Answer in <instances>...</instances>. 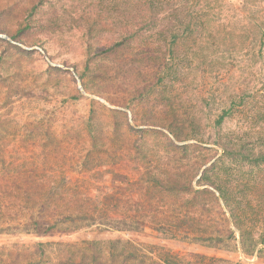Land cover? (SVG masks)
Returning <instances> with one entry per match:
<instances>
[{
	"label": "rangeland",
	"instance_id": "obj_1",
	"mask_svg": "<svg viewBox=\"0 0 264 264\" xmlns=\"http://www.w3.org/2000/svg\"><path fill=\"white\" fill-rule=\"evenodd\" d=\"M46 1L31 14L39 0H0V264H117L124 250L144 264H264V246L243 252L219 192L197 184L213 163L247 182L248 226L264 234V167L240 173L217 144L264 143V0H165L198 21L172 42L144 27L147 0ZM192 178L198 193L168 190ZM52 186L64 197L50 223L72 206L129 231L30 232Z\"/></svg>",
	"mask_w": 264,
	"mask_h": 264
},
{
	"label": "trees",
	"instance_id": "obj_2",
	"mask_svg": "<svg viewBox=\"0 0 264 264\" xmlns=\"http://www.w3.org/2000/svg\"><path fill=\"white\" fill-rule=\"evenodd\" d=\"M44 2L45 0H39L38 4L33 7L31 14L36 13L40 9H42V7L44 6ZM47 2L48 0L46 1V3ZM144 7L147 11V14L149 13L151 17L149 21L148 19L145 20L144 27L146 29L147 27H151V29H154L156 27L162 28L165 33V37L168 38L167 40H169L170 42L174 41L176 38V35L172 33L174 28L183 27L184 29H190L191 25H194L193 27L198 25L197 20L192 21V17L190 15L191 12L189 10L185 11L187 12L186 14H183L181 13L180 9L174 8L171 4L168 3V1L147 0ZM123 45V40L120 42H116L103 52L108 53L122 47ZM231 113L232 108L223 111L222 115H220L217 119L216 124L218 126L222 125V123L226 118L230 116ZM89 133L92 143L97 145L95 133H92L91 131ZM217 144L222 147L224 155L226 157H231V159H233V162H238V165H240V173H246V171H244V168H248L249 171L254 167H264V143L259 144L261 146V149L258 151L254 144L249 145L246 142H242V140L235 142L228 139H219ZM83 160H87V156H85ZM78 163L74 166L72 165L71 168H76V170L80 168L78 167ZM216 168L217 166L215 163H213L209 168H206L202 172L200 179L197 181V184L208 185L219 192L220 197L223 200L225 207L230 215L232 223L240 232V242L243 248V252L245 253V255H247V258H249L248 256L253 255L256 251L261 253L263 249H258L260 246H264V234L257 237L253 234L252 229L248 226V222H250V220L253 219V216L257 215L258 212L256 211V213H254L255 209L253 208L252 203L253 197L252 194L248 192L249 190L246 186L247 182H244L245 185H243V183L242 185H240V187L238 186V189V187L236 188L230 183L229 179H223L220 175L218 176V174H215ZM197 176H199V172L195 175V177ZM66 181H68L67 178H65L63 181L61 180V185ZM193 181L194 179L192 178V180H190L186 185L184 183H181V181L179 180H174L172 182L173 185L170 187V189L168 188V190H189L192 194L198 193V191H196L193 187ZM155 183H157L161 187H164V185L166 184L160 179H157ZM60 191L61 189L59 190V187L55 188L54 186H52L45 192V194H43V198L39 203L40 208L35 213H33V216H35L36 218L32 217L30 220V232L35 233L36 235H46L52 233L59 227V224L61 223H68L72 225L87 223L89 225L97 224L99 226H105L106 228L110 227L109 229L121 232L129 231L125 223H97L95 217L91 215V213H89L88 211H83L82 208H77L78 210L75 211L72 206L68 207V211H65V213L62 214V217L58 218L55 222L50 223L47 219H45V212L47 210H53L48 208L52 206V200H56L57 198L63 199L64 196L62 195V193H60ZM205 191L209 192L207 189H205ZM61 202L63 203V200ZM113 248L114 247L112 245L111 251ZM111 254L115 256L113 253ZM118 255L123 256V259L117 264H144L141 261H130L134 260V258L136 257L133 251L124 250ZM71 264H106V262L98 259V257L95 256L90 262L85 263L83 261H72Z\"/></svg>",
	"mask_w": 264,
	"mask_h": 264
}]
</instances>
